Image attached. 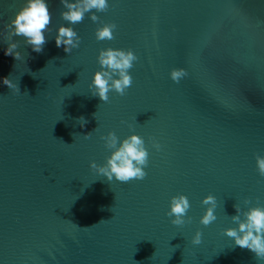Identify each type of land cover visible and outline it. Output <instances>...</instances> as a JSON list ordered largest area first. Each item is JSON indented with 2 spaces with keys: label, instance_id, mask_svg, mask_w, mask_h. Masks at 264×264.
Returning <instances> with one entry per match:
<instances>
[{
  "label": "water",
  "instance_id": "obj_1",
  "mask_svg": "<svg viewBox=\"0 0 264 264\" xmlns=\"http://www.w3.org/2000/svg\"><path fill=\"white\" fill-rule=\"evenodd\" d=\"M47 2L43 51L16 36L15 60L4 54V26L24 0H0V264H264L222 234L236 226L234 204L264 205V0H110L99 22L88 14L72 25L81 44L70 54L55 44L65 9ZM104 23L117 25L115 39H96ZM109 47L139 59L126 94L105 103L89 85ZM173 70L184 73L178 82ZM109 132L144 138L143 180L91 169L111 154L101 139ZM180 194L191 222L175 226L167 212ZM209 194L218 218L204 226Z\"/></svg>",
  "mask_w": 264,
  "mask_h": 264
},
{
  "label": "clouds",
  "instance_id": "obj_2",
  "mask_svg": "<svg viewBox=\"0 0 264 264\" xmlns=\"http://www.w3.org/2000/svg\"><path fill=\"white\" fill-rule=\"evenodd\" d=\"M64 11L61 12L63 20L68 22V26L61 25L55 36L57 48H63L65 53H72L81 44V37L72 27L82 22L85 16L96 23L100 21L97 13H104L110 7V0H61ZM95 10V11H93ZM52 12L47 0H24V5L4 27V36L8 42L4 50L6 56H12L15 60H21L22 56L17 51L18 44L13 42V37L25 38V43L32 47L36 53L43 51L46 41V33L51 31ZM117 28L115 23H104L102 27H97L95 36L98 41L115 39L114 32ZM138 56L132 49L106 48L101 49L97 57L100 69L96 71L89 85V90L94 97H98L102 102L109 101V93L115 92L120 96L126 94L133 83L130 69L134 67V62ZM184 73L182 70H173L171 78L174 81ZM3 84L15 92H19L18 84L9 78H3ZM95 115V114H94ZM81 128L85 127L88 121L85 117L78 118ZM133 130V125H128ZM92 132L84 135V139H90ZM105 147L110 151L106 163L98 165L94 161L90 167L97 175L104 176L108 181L128 183L132 180H143L147 173L145 168L149 162V151L142 136L132 134L121 140L115 132H109L101 136ZM152 146L160 151L161 145L153 141ZM256 166L261 177H264V156H256ZM205 212L200 218V224L208 226L217 220L216 210L218 200L215 195L209 194L202 200ZM247 208H242L238 203L233 205L235 215L230 217L231 222L236 225L223 230V235L234 240L235 246L246 248L253 252L259 259L264 260V205L256 204L252 206L251 200H246ZM170 210L167 216L175 226H183L191 222V217L187 214L191 208L189 198L180 194L173 196L169 205ZM202 232L196 231L192 237L193 245L202 243Z\"/></svg>",
  "mask_w": 264,
  "mask_h": 264
}]
</instances>
